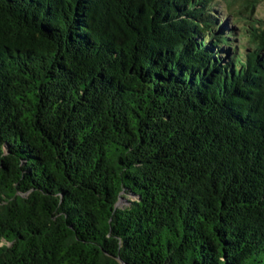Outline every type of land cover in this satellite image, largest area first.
I'll list each match as a JSON object with an SVG mask.
<instances>
[{
  "label": "trees",
  "instance_id": "16d2710c",
  "mask_svg": "<svg viewBox=\"0 0 264 264\" xmlns=\"http://www.w3.org/2000/svg\"><path fill=\"white\" fill-rule=\"evenodd\" d=\"M244 2L0 0V264H264Z\"/></svg>",
  "mask_w": 264,
  "mask_h": 264
},
{
  "label": "rangeland",
  "instance_id": "374dc122",
  "mask_svg": "<svg viewBox=\"0 0 264 264\" xmlns=\"http://www.w3.org/2000/svg\"><path fill=\"white\" fill-rule=\"evenodd\" d=\"M235 1V5H232V7H234V9L238 10V9H243L245 10L247 13L250 12V6L247 8H244V0H234ZM215 6V10L216 12L219 14L220 19H224V23L228 24L229 23V19L228 17H224V13L227 10V4H226V0H215L214 3ZM252 17L256 18V19H260L262 21H264V2H260L256 5V7L252 10L251 12ZM237 24V23H236ZM128 204L126 199H121L120 201V205H126Z\"/></svg>",
  "mask_w": 264,
  "mask_h": 264
}]
</instances>
